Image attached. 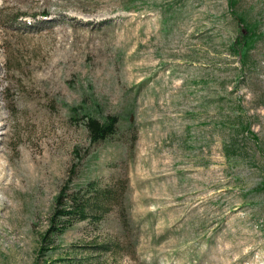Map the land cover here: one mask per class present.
Instances as JSON below:
<instances>
[{
	"label": "rangeland",
	"instance_id": "obj_1",
	"mask_svg": "<svg viewBox=\"0 0 264 264\" xmlns=\"http://www.w3.org/2000/svg\"><path fill=\"white\" fill-rule=\"evenodd\" d=\"M263 184L264 0H0V264H264Z\"/></svg>",
	"mask_w": 264,
	"mask_h": 264
},
{
	"label": "trees",
	"instance_id": "obj_2",
	"mask_svg": "<svg viewBox=\"0 0 264 264\" xmlns=\"http://www.w3.org/2000/svg\"><path fill=\"white\" fill-rule=\"evenodd\" d=\"M234 18L239 24L245 26L242 18L237 15ZM249 38L250 35H245L241 32L232 45L233 51L241 55L242 59H244V50L246 49L247 52L249 49L247 45ZM117 124V117H107L104 120H100L90 114L86 115L84 121V126L92 145L99 144L113 137L116 134ZM247 133L250 134V130H247ZM252 136L254 139L255 135ZM254 141L258 143L256 140ZM262 188H264V184ZM117 200L118 198L112 188L100 187L95 183H88L85 191L81 187L71 193L63 190L54 202L51 226L47 234L48 237L53 239L64 232L73 222H86L92 219L99 221L114 208ZM126 220L127 218L124 215V221L126 222ZM43 240L47 242L48 238L45 237Z\"/></svg>",
	"mask_w": 264,
	"mask_h": 264
}]
</instances>
